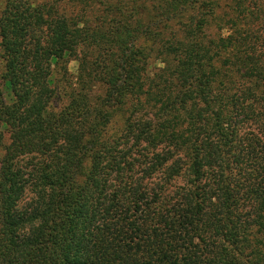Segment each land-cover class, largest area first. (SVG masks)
Here are the masks:
<instances>
[{"label":"trees","instance_id":"trees-1","mask_svg":"<svg viewBox=\"0 0 264 264\" xmlns=\"http://www.w3.org/2000/svg\"><path fill=\"white\" fill-rule=\"evenodd\" d=\"M252 14L0 0V264H264Z\"/></svg>","mask_w":264,"mask_h":264},{"label":"rangeland","instance_id":"rangeland-1","mask_svg":"<svg viewBox=\"0 0 264 264\" xmlns=\"http://www.w3.org/2000/svg\"><path fill=\"white\" fill-rule=\"evenodd\" d=\"M231 3H229V0H220V4L221 5H226V4H230L233 6V4L237 3L240 0H230ZM225 2V3H224ZM224 3V4H223ZM246 3L249 5V9L250 11L253 13L252 14V20L249 23L248 29L250 30L248 34H251L254 38L258 37L261 39L260 42V49L261 51H263V53L261 55H264V39H262V37H264V0H246ZM262 3V8H257L258 5H260ZM213 25H218V24H213ZM219 27V25H218ZM223 31L222 33L224 35H227L230 33V30L228 28H226L225 26H223ZM229 27V26H228ZM212 31H218L217 26H213ZM261 59H263V56H260ZM76 62L72 61L70 62V64L68 65V71L71 75H75L76 74Z\"/></svg>","mask_w":264,"mask_h":264}]
</instances>
